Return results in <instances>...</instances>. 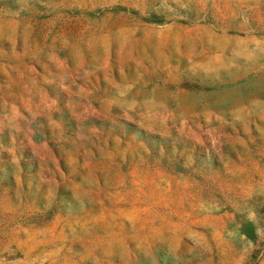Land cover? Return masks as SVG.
I'll list each match as a JSON object with an SVG mask.
<instances>
[{
  "label": "rangeland",
  "instance_id": "374dc122",
  "mask_svg": "<svg viewBox=\"0 0 264 264\" xmlns=\"http://www.w3.org/2000/svg\"><path fill=\"white\" fill-rule=\"evenodd\" d=\"M0 264H264V0H0Z\"/></svg>",
  "mask_w": 264,
  "mask_h": 264
}]
</instances>
